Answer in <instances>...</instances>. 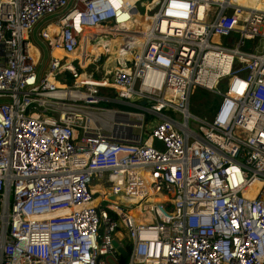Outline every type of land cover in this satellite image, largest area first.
<instances>
[{"label":"built area","instance_id":"2783aa9c","mask_svg":"<svg viewBox=\"0 0 264 264\" xmlns=\"http://www.w3.org/2000/svg\"><path fill=\"white\" fill-rule=\"evenodd\" d=\"M259 1L0 0V264H264Z\"/></svg>","mask_w":264,"mask_h":264},{"label":"bare ground","instance_id":"6f19581e","mask_svg":"<svg viewBox=\"0 0 264 264\" xmlns=\"http://www.w3.org/2000/svg\"><path fill=\"white\" fill-rule=\"evenodd\" d=\"M240 3H248V4H253L255 7H259V6H261V2L259 1V0H238ZM93 44L94 43H87V45H83V49L84 48H86L85 50H89V49H91V50H94V48H93ZM94 53V52H93ZM93 56H96L95 54H93ZM112 62V66H111V69L108 71V72H102L101 73V75L102 76H104V77H100L101 79H103V80H106V81H108V82H110V80H111V76H112V72H113V70L115 69V68H117L120 64H119V61L117 60V59H115V58H108L107 59V63H111ZM86 63H87V65H86V69L90 72V71H92V70H94V71H97L98 73H100L99 72V67L100 66H96V65H92L91 64V59L90 58H87L86 59ZM105 63V62H104ZM105 75H106V77H105ZM225 80H226V77H224V78H221L219 81H217V83H216V87H217V89L218 90H222V88H221V85L220 84H222L223 82H225Z\"/></svg>","mask_w":264,"mask_h":264},{"label":"rangeland","instance_id":"374dc122","mask_svg":"<svg viewBox=\"0 0 264 264\" xmlns=\"http://www.w3.org/2000/svg\"><path fill=\"white\" fill-rule=\"evenodd\" d=\"M263 7H264V3H263ZM138 8H139L140 11L146 10V8H144V7H142V6H139ZM259 49H261L260 46H259ZM105 50H106V51L110 50V47L107 45V47H106ZM109 55H110V54H109ZM195 90H196V89H195ZM195 90H194L193 94L195 93ZM102 92H103V93H107V94H109V95H111V96L114 95V91H113V90H110V89H102ZM193 94H192V95H193ZM192 95H191V97H190V107H189L190 112L193 113V114H195V115H197L198 117H203V118H206V119L210 118L208 115H206V113L203 112V111H207V108H205V107H204L202 104H200V103L198 104L197 99L194 98V97H195L194 95H193V96H192ZM204 96H205V95L202 94V97H204ZM193 98H194V99H193ZM101 104H103V105H107V106H110V107H118V106H119V105L116 104V103H113V104L101 103ZM121 108L124 109V108H126V107L122 106ZM128 109H132V108H128ZM211 113H212V112H211ZM145 121L148 122V120H145ZM147 124H148V123H147ZM198 124H199V123L196 122V121H194V120H190V121H189V125H190L191 127H195V128H196ZM148 126H149V125L144 124V126H143V130L147 129ZM133 131L136 132V131H138V130L135 128Z\"/></svg>","mask_w":264,"mask_h":264},{"label":"trees","instance_id":"16d2710c","mask_svg":"<svg viewBox=\"0 0 264 264\" xmlns=\"http://www.w3.org/2000/svg\"><path fill=\"white\" fill-rule=\"evenodd\" d=\"M202 94H204L205 96L202 97ZM193 95L195 96L194 98L197 99L198 104L200 103L205 108H207V111L203 112L206 113V115L208 116H210L211 112L217 107L221 98L220 95L204 90L202 88H196L195 93Z\"/></svg>","mask_w":264,"mask_h":264},{"label":"crops","instance_id":"0c3cea01","mask_svg":"<svg viewBox=\"0 0 264 264\" xmlns=\"http://www.w3.org/2000/svg\"><path fill=\"white\" fill-rule=\"evenodd\" d=\"M106 67V69H104V68H102V67H99V75H100V77H104V76H102L101 75V73L102 72H108L110 69H111V66H112V62L111 63H107V60H106V62L105 63H103V67ZM105 77H106V75H105Z\"/></svg>","mask_w":264,"mask_h":264},{"label":"water","instance_id":"95a60500","mask_svg":"<svg viewBox=\"0 0 264 264\" xmlns=\"http://www.w3.org/2000/svg\"><path fill=\"white\" fill-rule=\"evenodd\" d=\"M141 104L142 105H145L146 104V101L145 100H143V101H141ZM115 246L117 245V243L116 242H114L113 243ZM119 251H120V253L124 256V257H126L127 256V252L123 249V248H119Z\"/></svg>","mask_w":264,"mask_h":264}]
</instances>
